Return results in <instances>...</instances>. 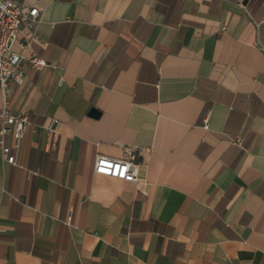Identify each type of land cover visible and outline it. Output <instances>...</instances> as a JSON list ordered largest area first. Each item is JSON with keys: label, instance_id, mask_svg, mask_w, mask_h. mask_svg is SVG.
<instances>
[{"label": "crops", "instance_id": "0c3cea01", "mask_svg": "<svg viewBox=\"0 0 264 264\" xmlns=\"http://www.w3.org/2000/svg\"><path fill=\"white\" fill-rule=\"evenodd\" d=\"M11 1L48 65L6 98L0 264H264V0Z\"/></svg>", "mask_w": 264, "mask_h": 264}, {"label": "built area", "instance_id": "2783aa9c", "mask_svg": "<svg viewBox=\"0 0 264 264\" xmlns=\"http://www.w3.org/2000/svg\"><path fill=\"white\" fill-rule=\"evenodd\" d=\"M39 9L36 5H17L11 0H0V89L3 103L0 107V147L4 162L16 165V155L3 143V136L12 132L14 147L18 148L19 140L29 126L25 115H12L7 101L12 84L22 85L25 79L22 64L35 71H41L48 63L32 50L36 40V29L39 24ZM56 119H51L46 127L48 149L54 147L57 138ZM207 117L203 127L207 128ZM240 145V141H236ZM132 149L124 152L121 158H110L97 155L93 163L94 174H99L126 182H137L138 165L134 162ZM29 174H35L29 172Z\"/></svg>", "mask_w": 264, "mask_h": 264}]
</instances>
